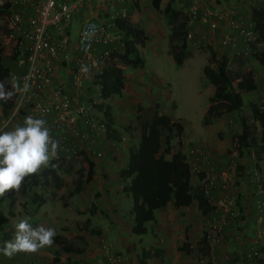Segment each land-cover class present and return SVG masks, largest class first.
I'll return each mask as SVG.
<instances>
[{"label":"crops","instance_id":"1","mask_svg":"<svg viewBox=\"0 0 264 264\" xmlns=\"http://www.w3.org/2000/svg\"><path fill=\"white\" fill-rule=\"evenodd\" d=\"M98 1L100 2V0H82L81 7L78 8V11L74 15L72 22L78 24L77 27H79L81 21L85 17H91L99 23H111V17L115 15L119 17L118 13L125 9L127 13V18L125 19H127L132 27L142 30L146 37V40L142 44L134 40V46L138 54L140 55V48H150L151 50H153L155 56L160 55V52L157 49L152 48V45L155 44V42L158 43L160 39L159 37H161L164 32L167 33V39L169 37L170 27L166 23V19L164 23L161 15H163L162 7H164L167 2H173V0H161L158 10H155L151 6L150 0H107L100 3H98ZM180 1L188 6V4L192 0ZM212 2L216 4L214 5L215 8H226V6L230 5L234 7L237 10V15L245 18V25H247V20L253 21L252 16L254 15V13L259 8H262L261 6H259V4L248 7L242 4L240 0H211V3ZM173 4L175 7V2H173ZM19 12L22 16V25L25 27L26 19L27 16L30 15L31 9L24 6L19 9ZM218 28L219 29L217 30V32L219 35L226 29V26L223 23ZM69 30L70 42L73 46L72 51H74L76 50L74 48V44L76 43L78 32L76 33L75 37L72 38L71 28H69ZM111 32L120 34L122 43H116L107 46L100 45L98 46V48H115L117 50L116 53L122 52L124 46L122 39L123 34L117 29L116 23L115 27L111 28ZM231 36L236 37V47L232 48L231 46L227 45L225 47H222L224 48L223 50L222 48L220 49L222 51H220V54L224 53L228 57L238 56L236 55V51L242 49L244 46V42L242 38L238 36L237 32H233ZM258 44L260 50L264 49V41L261 43L258 42ZM190 48L191 46L189 45V43H187L186 52L187 50H190ZM168 52L172 59V63H175L171 54L170 45ZM73 53L76 54V51H74ZM19 57L20 56L18 55L17 59ZM187 59L188 57L183 59L182 62H185ZM246 59L247 62L245 63V66L253 71L254 83L256 85V88L254 89L256 93L253 98L257 97L258 93L260 97V99L258 100H264V73L262 72L263 70L260 69V66L264 65H261L257 61V59L253 57H246ZM119 66H121L122 71L123 68L126 67V65H123L121 63ZM18 67L19 70L17 72L22 70L20 66ZM142 67H144V65ZM59 72L60 74H62L65 83H67L66 85H68L71 80V75L69 74V72L62 69L59 70ZM123 75L126 78V74L124 73V71ZM87 78L90 80L89 85H93L89 86L87 80L86 98L89 99L91 97L90 99H94L97 103L95 106L94 115L98 119L105 120L106 124L110 126V129L112 131L116 130L117 138L114 139L109 135L108 132L106 133V135L100 136L95 142L90 143L89 141H85L84 145L90 143V146L93 148V150L100 151L101 155L99 157H96L94 155H91L90 153H84L85 156H83L82 162L79 161L80 159H76V161H69L71 163L70 166H74V168H71V171L69 170V172L72 173V176L73 174H75V179L77 180L83 178L88 168L87 162L85 161V158H87L88 160L93 162L92 177L88 182L82 184L79 191L74 194H71V190L73 188H70L64 194L62 193V187L64 186L56 188L57 193H60L61 196H70V200H67L66 198L62 199V205L64 207L73 209L75 211V215L77 216H79L83 212V214L88 213L90 215L85 218L84 224H81L80 222L82 221V219H74L75 221L73 222V226L75 228H72L70 232H68V227L70 225L72 226V224L68 226V223H64L65 226L60 228V233L56 234L60 238H63L64 241H62V243L67 241L69 237L73 239H81V241L84 243L83 249L80 248V252L73 254L75 256H72L73 250H71V253H69V251L66 253L64 252L65 258L68 259V264H80L81 262H87L88 264H107L103 256V244L107 246L109 252L120 253L123 254L125 258H127V260H125V262H123L122 264H136V258L140 255L141 250L150 248L158 249V254L157 256L151 254V256L147 258L146 264L150 263L151 261L152 264H196L195 261L198 258V254H206L204 241L200 246L198 245V242L202 237L203 220L205 218V215L208 213L207 212L206 214H202L197 207L196 201H193L188 206H180L177 208L173 207L171 202L167 203L164 207H161L154 211L155 220L153 222H147L145 224L146 232L144 234L139 235L131 232V228L133 225L132 215L130 213L131 206L126 211L124 210V207L126 208V206H128L127 199L129 198L130 194L122 191V186L128 184L131 180V177L125 180H121L119 178V174L127 164L129 146L138 142L137 136L131 137L124 131L123 128L128 123L134 122L136 108L141 104L139 103V101H132L130 98H124L116 101L114 107L117 108V106H120V120L115 121V118L112 115L104 113V111L110 110V105L106 101L111 98L112 95L107 99H102L101 97L99 98L97 96L98 88L96 86L97 84L94 82V78L92 76H87ZM258 78L259 85L256 81ZM154 79H157V74L155 72H153L151 80ZM125 80L126 79H124V86L120 94H117L118 96H121L122 92L125 89L130 90V84L129 82H125ZM160 83H164L162 79H160ZM66 88L69 89V86H66ZM213 90L214 86L211 94L213 93ZM209 105L212 106L213 104L209 103L208 106ZM262 112L264 113V109ZM227 115L228 113L223 115L221 118H225ZM129 116H131L132 119H129ZM221 118H219L218 120H220ZM182 128V134L178 137H175L181 140L180 148H173L171 142V149H179L182 151V153L185 154L186 162L188 163L190 168L191 182L193 185H197L196 177L198 174L192 171V168L190 166L189 158L187 157L188 144H185V140L188 137L185 135L183 126ZM80 130H83L82 126H80ZM201 133L202 131L195 135V141L190 142L188 139V143L194 142L196 145H201L202 141L204 145H208L207 147H210V145L211 147L213 146L212 150H208V154L210 157L209 162L214 166L220 168V170H223L227 165L226 153H228V150L225 151L226 148L224 147V144L222 145V142L218 141L217 137H215L212 141L211 136H206L203 138V135ZM194 143H192L191 145H193ZM59 151L60 149L58 150V152ZM251 158L253 159L252 156H250V160ZM59 163L61 164L60 170L68 169V167H70L67 166L65 168L62 162ZM74 169L81 170L79 171V173H76ZM41 170H43V167L36 174H39ZM248 171L245 173L241 172V174L236 177L239 180L240 184L246 185L247 182L251 180L249 179ZM260 172L262 175H264V159L261 163ZM57 173L60 178H67V176H61L59 170L57 171ZM66 180L67 179H65V182H67ZM45 184L44 181L41 180V182H39L37 186L33 187V189L31 190V195L34 197L33 205L35 213L37 212L38 214L50 218L51 220L50 222L47 221L43 222L42 224L53 227L55 221H57L60 217L56 209L58 205L54 201V196L51 195L53 193V189L55 188H53L49 184ZM252 190V184H247L246 194L241 193L237 196L236 201L241 210L238 220L239 224L236 226L230 224L222 230L218 246L215 247V249L212 251L213 254H211L215 259L219 260V262L228 260L231 264H258L256 258L252 257V255L254 251H256V248L258 250L264 251V236H262L259 242H255L256 224L254 219L255 210L253 205L254 194ZM219 195V190H211L212 200L217 199ZM38 199L40 201H38ZM37 201L40 205L36 208ZM70 203H72V205H70ZM79 204L81 205V207H79ZM93 207H95V210L93 211L94 213L91 214L88 211L92 210ZM148 233L153 238L152 243L147 245H139V242L142 241L143 237L147 239L146 236L148 235ZM133 235H137L139 236V238L135 241L132 238ZM53 247L56 248L55 250H53V253H61V251L58 250V247L60 248V245L55 244L53 245ZM200 248H203L202 254L199 252ZM39 250L41 251V249ZM36 255L38 256L37 251ZM211 255H209V258H211ZM39 257H42V255ZM262 257L264 258V255L260 256V258ZM67 261L63 264H66Z\"/></svg>","mask_w":264,"mask_h":264},{"label":"built area","instance_id":"2","mask_svg":"<svg viewBox=\"0 0 264 264\" xmlns=\"http://www.w3.org/2000/svg\"><path fill=\"white\" fill-rule=\"evenodd\" d=\"M5 1L9 4L8 12L5 13L6 38L14 41L19 50L17 66L22 70L10 72L6 78L9 90H12L13 77L19 87L13 90V95L9 98L12 106L0 118V129L8 130L22 124L26 116L42 117L50 128L51 136L59 141L60 151L51 162L82 159L84 153L99 157L101 152L93 150L90 143L106 135L107 124L105 120L95 117L94 110L97 104L95 100H91V97L86 98L87 80L88 85L90 82L87 76L95 78L106 65L118 60L115 48H98L100 45L122 43L120 34L111 32L117 16H112V22L106 24L85 17L78 29L74 54L69 28L74 15L81 7L82 0ZM105 1L107 0H100ZM240 2L248 7L257 4L264 7V0ZM24 6L31 9L25 27L22 25V16L19 12ZM118 16L127 18L125 9L120 11ZM244 22L245 18L238 16L237 10L231 5L226 8H215L211 0H192L186 21V41L195 46L216 42L220 47L229 45L233 48L236 47V37H232L231 34L237 32L244 46L236 51V55L256 59L260 47L253 30L254 23L247 20L245 25ZM223 23L226 29L218 35V27ZM61 69L71 75L68 85L59 72ZM25 82L29 85L26 92L20 90ZM91 85L93 84L89 86ZM66 86H69V89ZM96 86L97 96L100 98V88L98 84ZM256 106L263 111L264 100H258ZM80 126L83 130H80ZM85 141L90 143L84 145ZM232 144L228 157L229 167L234 170L238 145L236 142ZM187 157L192 171L198 174L197 185L211 206L202 223L206 254H198V264H231L228 260L219 262L211 254L218 246L222 230L230 224L233 226L239 224L241 210L236 201L239 195V180L231 172L217 171L211 167L207 152L200 146L189 148ZM251 160L252 165L248 174L254 194L255 242H259L264 236V179L254 160L252 158ZM213 189L219 190L220 193L215 200L211 197ZM102 248L107 264H122L127 260L123 254L109 252L104 244ZM259 256L261 253L256 248L252 257Z\"/></svg>","mask_w":264,"mask_h":264},{"label":"trees","instance_id":"3","mask_svg":"<svg viewBox=\"0 0 264 264\" xmlns=\"http://www.w3.org/2000/svg\"><path fill=\"white\" fill-rule=\"evenodd\" d=\"M161 0H150L151 6L159 9ZM9 4L7 1L0 3V16L7 13ZM166 18V23L170 27L168 37L172 57L176 64H181L187 52L186 21L188 17L183 16L174 7L173 2H167L162 9ZM254 23L253 30L256 35V42L264 41V7L259 8L252 16ZM117 29L123 34V50L115 53L121 64L137 68L144 65V59L135 49V41L143 43L146 40L144 32L130 25L127 19L116 17ZM209 48L207 63L202 67V72L208 82L214 86L213 93L208 97L209 105L203 115L201 124L210 125L214 120H218L226 113L235 112L239 115L240 131L232 136V142H236L239 153L252 156L255 165L261 170V163L264 159V113L258 109L256 104L250 105L251 118L241 114L243 107V96L241 91H252L256 88L254 74L251 69L245 66L246 58L238 56L228 57L222 53L218 55L215 50ZM179 51V52H178ZM19 53V51H18ZM18 53L9 58L3 54L0 46V83L6 81L10 73L12 60H16ZM257 61L264 65V49L256 55ZM124 75L121 66L111 62L106 65L102 72L95 76L94 82L99 85L100 97L107 99L111 95L120 94L124 86ZM8 89V87H6ZM3 107L0 118L5 115L12 101L8 99L1 102ZM159 104L152 102L147 106L139 105L136 108L134 122L124 126V131L131 137L137 136L138 142L128 148V160L125 168L120 172L119 178L125 180L131 177L128 184L122 186V191L130 194L132 205L130 213L132 215L131 232L144 234L145 224L155 220L154 211L164 207L167 203H172L173 207L188 206L196 201L197 207L202 214H206L211 206L207 198L203 195L198 185L191 182V173L186 156L181 150H172L171 142L175 137L182 134L183 128L178 120L171 119L168 115L159 110ZM173 107V104H172ZM255 122L260 128L259 133L255 132ZM108 126L107 133L114 139L117 138V131L111 130ZM109 130V131H108ZM180 146L181 140L177 139ZM87 170L83 178L78 179L74 184L71 194L77 193L82 184L88 182L93 174V162L85 158ZM61 169V164L57 161L51 162L50 166L43 168L39 174H32L24 179L20 186V193L26 194L31 191L39 182L44 181L45 185L52 184L55 189L65 182L60 178L57 171ZM242 170V166H238ZM239 175V174H238ZM41 179V180H40ZM264 184V182H263ZM12 190L0 196V205L5 197L11 199ZM38 201H40L38 199ZM37 201L36 208L40 205ZM95 207L89 212L92 214ZM8 218L0 211V226L7 223ZM7 232L2 233L3 242L9 240ZM63 238L54 237L53 245H60L63 252L70 251L62 243ZM203 238L199 239L198 245L203 243ZM203 248L199 249L202 254ZM158 249H142L136 258V264H146L147 258L152 255L157 256ZM261 255L264 251L258 250ZM263 253V254H262ZM45 264H62L58 253ZM258 264H264V258H256ZM68 264V262L66 263Z\"/></svg>","mask_w":264,"mask_h":264},{"label":"rangeland","instance_id":"4","mask_svg":"<svg viewBox=\"0 0 264 264\" xmlns=\"http://www.w3.org/2000/svg\"><path fill=\"white\" fill-rule=\"evenodd\" d=\"M5 0H0V3L4 2ZM191 1V0H190ZM175 2V8L183 14V16L188 17V8L191 2L188 4V6L185 3H182L180 0ZM163 4V2H162ZM213 5L214 2H212ZM223 4V3H221ZM163 9V7H162ZM165 23V17L164 15H161ZM6 17L5 14L0 16V46L3 49V54L5 57L9 58L11 56H14L15 53H18V49L16 48L14 41H9L6 38ZM78 24L72 22L71 23V35L72 38L75 37L76 33L78 32L79 27H77ZM168 27V25H167ZM167 33L164 32L161 37H159L158 43L155 42L153 44L152 48L157 49L160 52V55L155 56L153 50L150 48H140V56L145 60L144 67L134 69L132 67H124L123 71L126 74V80L125 82H129L130 84V90L125 89L122 92V95H112L111 98H109L106 102L110 105V110L104 111V113H108L112 115L115 118V121L120 120L119 115V107H114L116 104V101H119L124 98H130L132 101L136 100L139 101V103L143 106L149 105L151 102H157L159 104V110L167 114L170 118L178 120L182 126L184 127L185 135L188 137L185 140V144H188V149L191 147L200 146L203 148L207 154L208 150H212V147H207L208 145H204L201 141V145H196L194 142L188 143L189 141H195L196 134L202 131L203 138L211 136L212 141L215 137H217L218 141L222 142V145L224 144V147L226 148L225 151L233 146L232 142V136L235 133H239L240 125H239V115L235 112L229 113L225 118H221L220 120H214L211 125L203 126L201 124V120L203 118V115L208 107V96L211 94L213 85L208 82L207 78L204 76L202 72V67L207 63L206 60L209 56V48L212 50H215V52L219 55L220 54V47L216 42L212 44H203L200 46H195L192 44H189L191 46L190 50H187V54L185 58L188 57V59L185 62H182V64L177 65L175 63H172V59L170 57V54L168 52L169 50V44L168 39L166 37ZM224 48H222L223 50ZM222 52V51H221ZM20 56V52L18 53ZM11 70L10 72H17L19 70V67L17 66V60H12ZM116 65H120L119 60L115 62ZM264 73V66H260ZM156 69V70H155ZM155 70V71H154ZM132 72V73H131ZM153 72L157 74V79L151 80ZM131 73V74H130ZM160 79L164 83H160ZM259 78L256 80L257 84L259 85ZM7 81V80H6ZM4 81L5 87H7V83ZM139 86V87H137ZM244 104L242 107L241 114L243 116L251 118V112L250 105L256 104L258 99H260L258 93L257 97L253 98L255 96L256 91H241ZM112 100V101H111ZM173 104V107H172ZM2 103L0 102V114L2 111ZM100 114V113H99ZM135 117V116H134ZM131 116H129V119ZM132 119V118H131ZM222 123V124H220ZM220 124V125H219ZM256 128L255 132L259 133L260 128L258 126V123H254ZM177 139L174 138L172 141V147L173 148H180V146L177 143ZM210 140V139H209ZM176 150V149H175ZM227 154V165L223 169L224 171L231 172L233 175L235 174V178L238 176V174H241V172L245 173L249 170V167L252 165V160H250V157L246 156L245 154L239 153V148L237 149V159H236V167L234 170H231L229 167V157ZM212 156V154H211ZM209 157V154H208ZM210 159V157H209ZM76 161V160H74ZM80 162L83 161V159L80 158ZM64 164L65 168L67 166H70L69 161L62 162ZM210 166L218 171L220 168L214 166L212 163H210ZM238 166H242V171L238 170ZM71 168H74V166L68 167V169L59 170V173L61 176H67V178H63L64 181L67 179V182H64L62 187V193L64 194L66 191H68L70 188L74 187V184L76 183L77 179H75V174L69 172ZM78 168V166H77ZM76 173H79V170L74 169ZM71 171V170H70ZM74 173V172H73ZM262 178L264 179V175H262ZM237 179V178H236ZM197 180V177H196ZM238 180V179H237ZM247 184H250V181L247 182ZM247 184H240L239 186V194L247 192ZM52 186V184H49ZM54 188V187H53ZM20 189V188H19ZM12 190V196L11 199L9 197H5L4 201L0 205V211L3 215H5L8 218L7 223L0 226V246H2V233L7 232V235L10 236V239L12 238L13 232H14V224L19 219L30 217L31 222L35 226L36 224H42L43 222H50V218H47L43 215L35 213L34 211V197L31 195L32 191H29L26 194H21L20 190ZM54 196V201L58 205L57 206V212L59 214V219L55 221V224H53V227L56 229L57 233H60V228L65 226L64 223H68V232L71 231L72 228H75L73 226V222L80 218L82 219L81 224H84V220L86 217L90 216L88 213L85 215L81 213L79 216L75 215V211L73 209L64 207L62 205V199L66 198L67 200H70V196L67 195H60V193H57L56 189H53V193L51 194ZM49 196V193H48ZM132 204V199L129 196L127 199V205L126 208L124 207V210L126 211ZM72 205V203H70ZM74 205V204H73ZM79 207L81 205L79 204ZM74 211V212H73ZM89 212V211H88ZM75 219V220H74ZM143 237L142 241L139 242V245H147L151 244L153 241V238L148 235ZM135 241L139 238L137 235H133L132 237ZM136 243V242H135ZM64 246L68 248L71 253V250H73L72 256H75L73 254L80 252V248L83 249L84 243L81 241V239L71 238L69 237L67 241H65ZM56 248L52 246H46L41 249V251H37L38 256L36 255V252L33 253H17L12 258L5 257L3 255H0V264H45L48 262L52 256L55 254L53 253V250ZM58 250L61 251L60 254H58L60 257V262L63 264L68 259L65 258V253L58 247ZM49 253V255H48ZM40 254V255H39ZM51 254V256H50ZM42 257H39L41 256ZM70 255V254H68ZM62 256V257H61ZM68 262V261H67ZM196 264H198V259L195 261ZM148 264H152V261Z\"/></svg>","mask_w":264,"mask_h":264},{"label":"clouds","instance_id":"5","mask_svg":"<svg viewBox=\"0 0 264 264\" xmlns=\"http://www.w3.org/2000/svg\"><path fill=\"white\" fill-rule=\"evenodd\" d=\"M19 87L12 79V90L0 83V102H6L13 90ZM25 82L21 91H28ZM59 141L50 134V128L42 117L26 116L22 124L0 129V196L9 190H18L24 179L50 166L57 157ZM56 229L31 222L30 217L19 219L14 224L12 238L0 246V255L12 258L17 253H33L52 246Z\"/></svg>","mask_w":264,"mask_h":264}]
</instances>
